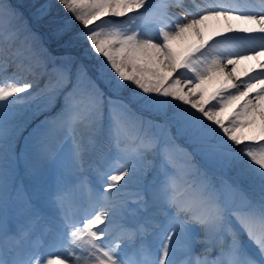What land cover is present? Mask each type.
I'll return each mask as SVG.
<instances>
[{
	"label": "snow or ice",
	"instance_id": "6c2138e0",
	"mask_svg": "<svg viewBox=\"0 0 264 264\" xmlns=\"http://www.w3.org/2000/svg\"><path fill=\"white\" fill-rule=\"evenodd\" d=\"M58 3L72 15L57 35L71 32L78 22L80 28L67 43L83 44L84 55L99 60L98 65L54 54L39 34L31 33L22 14L0 0V23L18 21V27L28 29L41 57L39 71L29 69L23 77L13 73L11 82L0 81V206L10 197L22 163L33 186L24 205L31 225L50 219L58 225L45 245L40 236L28 239L31 226L17 225V234L9 235L10 226L0 216V264H178L181 256L179 264H264V0L243 7L238 0H214L203 8L196 4L191 19L187 11L173 18L166 7L150 10L149 0ZM146 15L159 25L155 38H145L138 26ZM210 21L216 27L205 35ZM190 36L194 42L186 43ZM252 61L238 72V65ZM100 82L113 95H106ZM125 90L127 100L121 96ZM105 106L117 147L125 122L138 134L144 125L156 131L145 133L147 140L140 137L115 164L96 167L101 187L94 210L77 219L66 209L59 178L54 185L47 183V170L51 165L58 170L69 164L82 167L91 141L78 140L76 126L98 130ZM143 112L166 119L154 121ZM173 125L190 143L213 142L225 169L257 180L260 202H252L238 183L207 174L189 183L178 174L170 160ZM59 134L70 138L72 147L54 156L51 143ZM149 152L161 157L149 197L154 216L162 219L129 223L120 192L143 171ZM113 225L119 235L113 236ZM137 240L136 251L125 255L124 248ZM198 245H204L200 252Z\"/></svg>",
	"mask_w": 264,
	"mask_h": 264
},
{
	"label": "rangeland",
	"instance_id": "374dc122",
	"mask_svg": "<svg viewBox=\"0 0 264 264\" xmlns=\"http://www.w3.org/2000/svg\"><path fill=\"white\" fill-rule=\"evenodd\" d=\"M6 2L10 4L16 12L22 14L23 19L27 21L28 27L31 29V33L39 34L43 38V41L48 46L49 50L54 54H71L78 60L88 64L90 67L92 65L99 64V60L94 59L92 56L84 55L83 44L74 43L69 45L67 43L73 33L80 28L78 22L74 25L71 32L65 33L63 36L57 35V28L65 20L71 18L72 15L71 13H68L61 4L58 3V0H6ZM12 2L16 4V7L12 5ZM176 5L177 4L170 1L167 2V0H149L150 10L154 6H158L160 8L166 7V11L168 10L167 13L170 15L183 17L186 11L183 10L179 4L177 6ZM189 7H186V9L189 8L192 12L196 10L195 6L192 7L189 5ZM41 9H45L46 14L41 15ZM149 18L147 19L148 24H145L142 20H140L138 22V26L145 38H155L158 35L159 25L155 22L153 17ZM188 18L191 19L192 15L189 14ZM113 19L123 21L124 18ZM151 19L154 20V23L151 21ZM17 25L18 21L9 23L7 20H4L3 23H0V69H2L0 70V81L11 82L10 77L13 75V73L23 77L28 75L29 69L35 68L37 71H39L38 65L40 63L41 57L37 47L34 45L31 39V34L29 33L28 29L20 28ZM37 28H44L47 36L45 33L37 30ZM194 39V37L191 38L190 36L186 43H192V41L194 42ZM2 48H7L8 52L7 49L2 52ZM3 57H9L8 61H5ZM3 60L4 62H2ZM189 75H191V73H189ZM100 83L101 87L104 88L106 95H113L108 91L102 82ZM128 95L129 93L127 90L121 94L122 98L125 100L128 99ZM184 107L188 106L184 105ZM137 111H139V109H137ZM48 115H51V113ZM142 115L145 117L150 116L154 121L166 119L163 116L150 112H143ZM39 119H43V116H41ZM38 123V119L32 120L24 134H27V132L31 131L32 128H34ZM110 126L111 122L109 120L107 106H105L103 118L98 130L93 131L85 124H78L76 126L77 139L84 144H88L89 141H91V149L84 155L85 158H83L82 167L79 169H73L71 164H69L67 169L58 170L55 165H51L47 170V183L54 185L59 178V187L62 191L65 189L71 190L72 185L78 182L81 184L83 182L85 188L91 187V184L87 178V173H90V175L92 174L93 179H95V182L98 183L95 174L96 167L105 163L115 164V161L121 159L125 153L131 152V149L134 148L136 143L139 142L140 137L147 140L148 136L145 133L156 131V129L149 128L147 125H144V132L138 134L136 131H129V126L125 122L121 128L119 135V147H117L115 140L110 139ZM172 136L175 137V149L170 154L171 167H173V169L178 174L183 175L189 181V183H191L192 180L199 179L203 174H207L209 177L217 180L223 178L229 180L230 182L238 183L240 187L246 191L252 202L257 204L260 202L262 193L258 181L245 176H238L234 168L225 169L223 165L218 162L216 150L211 147L213 142L209 141L201 145L190 143L187 134L181 135L178 133V125L172 126ZM22 144L23 141H19L21 151ZM71 147L72 140L70 138H66L64 134L56 135L51 143V148H53L52 153L54 156L57 154H67ZM156 152H159V147L156 149ZM160 159L161 157L158 154H154L153 152L146 153L143 171L137 173L135 177H132L127 183L126 187L121 189L120 198H122L123 201L124 199L128 198V196H135L137 194L138 197L137 200L135 199V201L137 203L140 201L144 202L146 205V208H141L140 206L139 210L150 213L154 205L152 204L149 197V187L156 176ZM113 170H115V168ZM14 179L17 182L13 184L12 188H10L11 199L8 198V200L5 202V205L10 202L9 206H12L7 210L9 215L6 220L9 226L13 229L17 228V225L26 224V226H31L32 231L29 234L28 239L30 240L31 235H36L32 239L34 240L38 234H40L39 231L41 227L47 222L37 221L33 226L30 223L32 219L31 216L24 211L25 203L28 202L32 197L33 186L23 174L22 163L17 165ZM98 185L100 186L99 183ZM93 188L97 193L99 189L96 188L95 185H93ZM113 192L115 193V190H113ZM64 194L68 195L66 191H64ZM82 198L84 200L87 199L86 202L90 200L88 195L85 194L82 195ZM64 199L68 200L67 196L64 195ZM5 205L4 207L1 206L2 208H0V213H2V209H5ZM59 213V211L56 212V214ZM154 217V219H162L159 216ZM244 239H246V237H244ZM140 243L141 241L137 240L134 244H130L124 248L125 255H130L132 251L134 252ZM124 244H127V241L122 242V247ZM201 246L203 245L197 246V251L200 252V250L203 248ZM179 258L180 257L177 259ZM41 264H43V261H41Z\"/></svg>",
	"mask_w": 264,
	"mask_h": 264
},
{
	"label": "bare ground",
	"instance_id": "6f19581e",
	"mask_svg": "<svg viewBox=\"0 0 264 264\" xmlns=\"http://www.w3.org/2000/svg\"><path fill=\"white\" fill-rule=\"evenodd\" d=\"M168 1H170V2H173V3H175V4H179L182 8H186V7H189V5L190 6H195L196 4H199L200 6H201V8H203V7H206L208 4H210V3H212V2H214V0H167V2ZM238 2H239V4H240V6H245V5H250L246 0H238ZM177 6V5H176ZM190 8V7H189ZM189 8H187L186 9V11L189 13V14H192V12H191V9H189ZM197 9L196 10H194V13H197ZM167 12H168V10H167ZM169 14V13H168ZM170 15V14H169ZM170 16H172V15H170ZM173 18H175V17H177V16H172ZM180 17V16H179ZM33 22V21H32ZM34 23V22H33ZM32 23V24H33ZM208 25H209V27H208V29L206 30V35L207 34H209V32L211 31V29L212 28H214V27H216V22L215 21H210V22H208ZM34 26H35V24H34ZM35 29H36V27H35ZM38 30V29H37ZM40 31V30H39ZM190 38V37H189ZM188 38V39H189ZM192 38V37H191ZM193 42V41H192ZM7 48H2L1 49V51L2 52H4V50H6ZM7 52H8V49H7ZM0 57H1V55H0ZM4 58V60L5 61H8V59H9V57H3ZM4 60L2 61V62H4ZM252 63H255V61H252V62H244V63H242V64H240V65H238L237 66V70H238V72L239 71H242L243 69H244V67L246 66V64H252ZM209 90H211V88L209 89ZM101 138V137H100ZM51 151L53 152V148H51ZM93 156V155H92ZM85 158V157H84ZM88 159H90V158H88ZM85 162V161H84ZM89 165V164H88ZM87 165V166H88ZM81 181V180H80ZM17 181L14 179L13 181H12V186H13V184H15ZM12 188V187H11ZM75 190H74V198L73 199H71L72 200V204H70L69 206H72V205H74L75 206V208H77L79 211H78V215L80 216L81 215V212L80 211H82V210H80V206H78V204H77V202L79 203L80 202V196H82V195H84L85 194V192H86V189L84 188V187H75L74 188ZM13 191V190H12ZM11 193V192H10ZM124 194V193H123ZM96 195V194H95ZM94 197L95 196H93L92 197V200H90V201H88L87 202V205L85 206V208H86V210H87V213H86V216L87 215H89V214H91L92 212H93V210H94V207H93V201H94ZM137 197H138V195L136 194L135 196L133 195V196H128V198H126V199H124V201L126 202V212H125V219H127L128 220V222L129 223H131V222H133V221H143V220H145V219H150V218H155V217H153L152 215H154V213L156 212V209H155V206L153 207V209L150 211V213H148L147 211L146 212H142V211H140L139 210V208H140V206H141V208L142 207H144V208H146L145 206V203L144 202H136L135 201V199L137 200ZM10 199H11V195H10V197H9ZM122 199V198H121ZM8 200V199H7ZM6 200V201H7ZM5 201V202H6ZM134 201H135V203H134ZM85 203H86V201H84ZM6 203H4L3 204V206L2 207H4V205H5ZM6 206V205H5ZM1 206H0V208H2ZM12 207V206H11ZM143 208V209H144ZM90 209V210H89ZM142 209V210H143ZM147 210V209H146ZM4 211V209H2V212ZM59 215H61V213H59L58 215H56V216H59ZM23 219V218H22ZM26 222V221H25ZM47 222H49V225L47 226H45L44 228H42V234H41V236L43 235V233H45V232H50V233H52L51 234V236L57 231V228H58V225H57V223L54 221V220H47ZM112 230H113V236H116V235H119V231H118V229L116 228V226L115 225H113L112 226ZM40 236V237H41ZM149 239H150V237H149ZM45 242H46V245L48 244V242H49V240H48V238L46 237L45 238V240H44ZM0 242H3V238L2 237H0ZM131 255V254H130Z\"/></svg>",
	"mask_w": 264,
	"mask_h": 264
}]
</instances>
